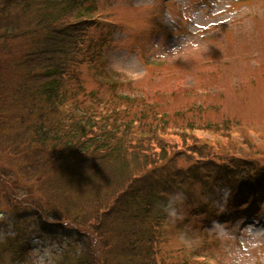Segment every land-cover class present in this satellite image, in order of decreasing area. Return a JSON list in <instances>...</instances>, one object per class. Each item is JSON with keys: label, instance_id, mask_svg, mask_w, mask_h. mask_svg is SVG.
I'll list each match as a JSON object with an SVG mask.
<instances>
[{"label": "trees", "instance_id": "obj_1", "mask_svg": "<svg viewBox=\"0 0 264 264\" xmlns=\"http://www.w3.org/2000/svg\"><path fill=\"white\" fill-rule=\"evenodd\" d=\"M93 1L0 0V261L5 249L14 252L6 264L27 252L36 232L61 239L57 264H212L163 250L158 195L212 167L225 198L257 201L264 163L229 154L171 169L165 142H155L163 162L148 160L123 115L86 104L111 105L85 95L76 72L88 43L105 41L87 40Z\"/></svg>", "mask_w": 264, "mask_h": 264}, {"label": "rangeland", "instance_id": "obj_2", "mask_svg": "<svg viewBox=\"0 0 264 264\" xmlns=\"http://www.w3.org/2000/svg\"><path fill=\"white\" fill-rule=\"evenodd\" d=\"M93 3L96 8L83 16L87 40L105 41L100 47L87 42L76 72L85 95L93 91L113 106L93 98H85L86 104L123 115L134 138L146 141L148 160L163 162L155 142H165L164 156L180 161L171 169L174 163L192 167L195 159L207 164L208 158L220 161L229 154L264 163V0ZM140 113L147 116L140 119ZM215 172L202 169L158 195L161 202L167 193H186L183 218L164 220L162 247L175 259L227 264L234 250L247 254L246 226L264 227V191L248 203L227 199L214 184ZM216 222L224 231L212 230ZM35 234L12 264H34L36 252L49 249L57 264L61 239ZM3 252L0 264L14 255L12 249Z\"/></svg>", "mask_w": 264, "mask_h": 264}, {"label": "clouds", "instance_id": "obj_3", "mask_svg": "<svg viewBox=\"0 0 264 264\" xmlns=\"http://www.w3.org/2000/svg\"><path fill=\"white\" fill-rule=\"evenodd\" d=\"M186 200V193L177 190L166 194V199L158 203V207L165 213V218L175 223L184 216L183 206ZM5 220L4 214L0 213V222ZM216 232L224 231L219 222L212 226ZM250 233V235H248ZM245 234L248 235L247 254L243 249L234 250L227 259V264H264V227H257L255 224L247 225ZM7 233L0 230V240L5 238ZM34 264H55L52 250H38L34 258Z\"/></svg>", "mask_w": 264, "mask_h": 264}]
</instances>
